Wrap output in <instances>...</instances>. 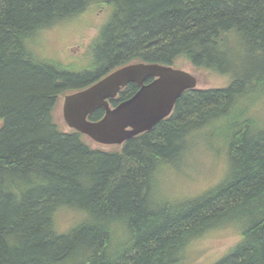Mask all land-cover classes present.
Segmentation results:
<instances>
[{"label":"trees","instance_id":"obj_1","mask_svg":"<svg viewBox=\"0 0 264 264\" xmlns=\"http://www.w3.org/2000/svg\"><path fill=\"white\" fill-rule=\"evenodd\" d=\"M101 8L107 20L80 62L32 50L41 30ZM183 61L230 80L186 91L170 117L114 150L54 120L60 96L116 69ZM263 107L264 0H0V264H190L223 226L239 241L213 264H264ZM206 135L228 162L218 184L158 194V177Z\"/></svg>","mask_w":264,"mask_h":264},{"label":"rangeland","instance_id":"obj_2","mask_svg":"<svg viewBox=\"0 0 264 264\" xmlns=\"http://www.w3.org/2000/svg\"><path fill=\"white\" fill-rule=\"evenodd\" d=\"M107 15L106 8L91 10L82 16L45 28L36 35L31 48L42 59L59 61L61 64L80 62L87 45L96 36L98 28L107 20ZM174 68L196 77L199 90L224 87L230 80L228 76L196 69L186 61L175 65ZM65 96L59 97L53 114L61 130L70 132L62 117ZM259 116L264 117V107ZM211 130L214 131V128ZM88 141L92 143L93 148L109 151L116 147L101 146L90 139ZM204 141L209 143L210 137L206 135ZM201 143L202 140L193 143L187 157L178 167L158 177V194L172 198H189L199 196L218 184L226 172L228 163L226 154L223 151L220 153L217 142H211L206 146ZM61 219L64 220L65 216L63 215ZM64 223L63 221L62 224ZM238 241V231L234 226L217 228L196 242L190 264H213L226 255Z\"/></svg>","mask_w":264,"mask_h":264},{"label":"water","instance_id":"obj_3","mask_svg":"<svg viewBox=\"0 0 264 264\" xmlns=\"http://www.w3.org/2000/svg\"><path fill=\"white\" fill-rule=\"evenodd\" d=\"M129 84L139 90L115 108L109 100ZM197 89L190 73L159 64L132 63L123 66L86 89L66 95L62 117L70 130L81 133L101 146H120L129 139L151 131L168 118L183 93ZM104 110L98 121L88 117Z\"/></svg>","mask_w":264,"mask_h":264},{"label":"flooded vegetation","instance_id":"obj_4","mask_svg":"<svg viewBox=\"0 0 264 264\" xmlns=\"http://www.w3.org/2000/svg\"><path fill=\"white\" fill-rule=\"evenodd\" d=\"M101 79H102V78H101ZM127 86H128V85H127ZM127 86H126V87H127ZM126 87H125V88H126ZM125 88H122V89L118 92L117 96H116L114 99H111V100L108 101V102H109V105H110V108H115L117 105H119L121 102H123V101H121V102H119V103L116 104V105H113V104L111 103V101H112V100H115V99L119 96L120 92H121L123 89H125ZM138 90H139V86H138ZM138 90H137V91H138ZM137 91H136V92H137ZM136 92H135V93H136ZM135 93H134V94H135ZM132 96H133V95H132ZM132 96H131V97H132ZM131 97H130V98H131ZM128 99H129V98H128ZM126 100H127V99H126ZM124 101H125V100H124ZM98 110H99V109H98ZM102 110H103V109H102ZM96 111H97V110H96ZM103 112H104V110H103ZM93 113H94V112H93ZM103 115H104V113H103ZM170 116H171V115H170ZM170 116H169V117H170ZM102 117H103V116H102ZM99 120H100V119H99Z\"/></svg>","mask_w":264,"mask_h":264}]
</instances>
